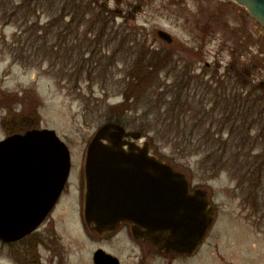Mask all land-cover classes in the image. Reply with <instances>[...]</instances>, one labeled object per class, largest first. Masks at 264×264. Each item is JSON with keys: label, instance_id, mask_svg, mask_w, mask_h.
Instances as JSON below:
<instances>
[{"label": "rangeland", "instance_id": "rangeland-1", "mask_svg": "<svg viewBox=\"0 0 264 264\" xmlns=\"http://www.w3.org/2000/svg\"><path fill=\"white\" fill-rule=\"evenodd\" d=\"M64 2L0 0V138L31 128L54 129L69 148L71 160L61 196L78 197L87 143L96 129L116 114L124 92H132L129 75H137L151 64L156 69L153 85L133 93L131 108L121 117V124L127 130H138L149 123L150 132L143 135L157 156L211 188L222 209L206 244H231V230L236 227L239 236L234 240L238 242L241 232L246 234L244 245H249L251 264L261 263L264 171L258 184L256 171L246 173L250 179L241 181L246 168L238 178L229 171L211 175L200 163L206 147H198L206 126L197 128L192 136V145L199 151L185 156L159 135L158 139L154 136L159 113L181 91L183 99L187 96L198 108L213 107L214 121L223 117L235 121L233 135L257 137L252 149L247 144L243 151L228 149V155L234 151L264 155V119L249 112L251 104L264 105L260 100L263 88L252 87L264 82V26L243 6L218 0H97L103 8L92 3L90 13L72 20L68 7V14L59 22L55 19ZM101 9L107 12L96 19ZM13 10H18L17 14L9 17ZM34 23L37 31L26 29ZM158 29L167 31L173 42L161 40ZM45 33L47 37H43ZM77 69H82L80 75ZM244 69L249 70V76ZM164 116L169 118L167 113ZM201 117L185 114L183 119L190 126ZM214 131V127L210 129V133ZM229 132V128L223 130V138ZM235 182L244 187L242 194L230 193ZM6 255L0 245V264H6Z\"/></svg>", "mask_w": 264, "mask_h": 264}, {"label": "water", "instance_id": "water-1", "mask_svg": "<svg viewBox=\"0 0 264 264\" xmlns=\"http://www.w3.org/2000/svg\"><path fill=\"white\" fill-rule=\"evenodd\" d=\"M233 1L264 26V0ZM157 36L167 44L172 36ZM70 151L54 129L31 128L0 139V241L21 238L50 211L67 183ZM84 214L90 228L106 232L121 222L135 237L166 251L188 252L213 221L206 190L189 193L185 173L160 159L139 130L106 121L86 146ZM148 182V202L136 197L134 182ZM147 195V194H144Z\"/></svg>", "mask_w": 264, "mask_h": 264}, {"label": "flooded vegetation", "instance_id": "flooded-vegetation-1", "mask_svg": "<svg viewBox=\"0 0 264 264\" xmlns=\"http://www.w3.org/2000/svg\"><path fill=\"white\" fill-rule=\"evenodd\" d=\"M8 135L10 134L6 137ZM174 168L185 173L189 193L197 189L208 192L213 210V221L206 236L190 251H166L158 248L150 241L135 237L131 229L132 224L126 221L110 231L100 233L93 231L84 214L83 180L78 188V197L73 199L62 197L61 194L65 192L67 186L65 184L50 211L34 229L18 240L0 241V245L7 253L6 264H251L249 245H244L247 235L241 232L238 242L234 240L239 236L236 234L239 233L236 227L231 230L234 235L231 244L224 246L216 243L206 244L218 222L221 204L215 200L211 188L192 180L189 173L183 169L176 166ZM143 185L149 184L147 181L134 182L136 186L134 199L148 202V190L139 189ZM235 185L233 186L235 189L230 193L242 194L244 187L241 183L235 182ZM236 198L238 201L240 197ZM252 264H264V260Z\"/></svg>", "mask_w": 264, "mask_h": 264}, {"label": "trees", "instance_id": "trees-1", "mask_svg": "<svg viewBox=\"0 0 264 264\" xmlns=\"http://www.w3.org/2000/svg\"><path fill=\"white\" fill-rule=\"evenodd\" d=\"M50 5L54 4V0H49ZM92 3H94V7L103 8L102 5H97V0H90L88 3H83V0L76 3V0H66L64 2L63 7L61 9V14L59 13L58 17H56L55 20H58L59 22L63 19H65L66 13L65 11L69 7L70 10L73 12L72 20L77 19V16L82 14V16H86L87 12L94 8L92 6ZM68 9V10H69ZM84 9V10H83ZM96 9V8H95ZM18 10H13L9 17L16 15ZM70 13V11H68ZM107 10L101 9L99 13L95 14L96 19H100L101 14L106 13ZM92 19V17H91ZM54 21V20H53ZM52 22V20H51ZM26 29H33L37 31V25L34 23L31 26H27ZM47 33L43 35V37H47ZM146 67V68H145ZM144 67V70L138 73L137 75H129V79H131V93L129 91L124 92V100L120 104H118L116 109V114L109 118V121H115L121 123V117L124 115V113L131 108V104L129 102L130 98L132 97L133 93L135 92H142L148 87L153 85L154 81V74L155 70L153 65L148 64ZM80 68H84L81 66ZM78 74L80 75V72H82V69H77ZM244 74L249 76V70L244 69ZM264 82L259 81L256 84H253L252 87H262V91H264ZM255 90V89H254ZM139 92V93H140ZM136 93V94H137ZM186 99H183V95L181 91L178 93L177 96H174V98L166 103L167 109L164 111L168 114L167 118L166 116L161 117L162 114H165L164 112L161 114L159 113L157 117V126L155 127V136L154 138L164 141L166 144H171L176 152H179V154L185 156L194 154L195 152L199 151L197 148L204 144L206 147L204 150V154L200 159V163L202 165H205L207 169L211 172V175H218L221 171H229L231 172V175H235L237 178L239 177V173L242 171V169L246 168V170L243 173V177H241V181L249 180V177H246V173H252L256 171L257 176L255 180L257 181V184L261 182V174L264 171V155L262 153L255 154L251 156L249 153H236L235 151L239 150L243 151L245 150V146L247 144H250V148L252 149L255 147V144L257 143V137H249V135H233V128L235 121L231 123L230 119L227 117H221L219 121L213 120V111L214 108H206L204 105L203 108H198L197 105H193V102H189L187 96H185ZM259 99V97H258ZM256 100V99H255ZM260 100L264 102V96H260ZM254 103V100L252 101ZM249 112L251 114H257L259 118L264 119V105L262 107L255 106L254 104H251L249 106ZM184 114V115H183ZM185 114H189L193 118H197L200 114H202L201 119H196L195 122L190 124V126L185 121L184 116ZM183 115V116H182ZM254 116V115H253ZM204 118V119H203ZM210 120V121H208ZM242 125V124H241ZM201 126H206V132L205 135L202 136L203 140L201 141L202 137H199L201 143L198 145V147H193V134L197 130V128H200ZM245 126V123L243 124ZM189 128V134L184 136V130H187ZM215 128V131L210 133V129ZM241 127V126H239ZM251 126H247V130ZM226 128L230 129V135L226 138H223V130H226ZM140 130L143 134L150 132V126L149 123H144L141 126L137 128ZM173 132L175 135H173ZM264 133V132H263ZM183 136V137H181ZM150 141L153 140V136L149 138ZM184 141V144L182 145V142ZM177 144V145H176ZM218 144V147H217ZM234 148V153L227 154L228 149ZM250 150V149H249ZM252 157V158H250Z\"/></svg>", "mask_w": 264, "mask_h": 264}, {"label": "bare ground", "instance_id": "bare-ground-1", "mask_svg": "<svg viewBox=\"0 0 264 264\" xmlns=\"http://www.w3.org/2000/svg\"><path fill=\"white\" fill-rule=\"evenodd\" d=\"M222 1V0H221Z\"/></svg>", "mask_w": 264, "mask_h": 264}]
</instances>
